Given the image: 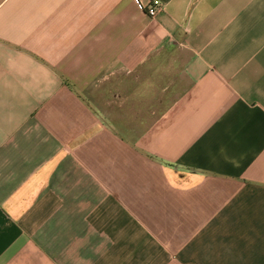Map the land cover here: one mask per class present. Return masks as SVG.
I'll return each mask as SVG.
<instances>
[{
  "label": "crops",
  "instance_id": "obj_1",
  "mask_svg": "<svg viewBox=\"0 0 264 264\" xmlns=\"http://www.w3.org/2000/svg\"><path fill=\"white\" fill-rule=\"evenodd\" d=\"M0 0V264H264V0Z\"/></svg>",
  "mask_w": 264,
  "mask_h": 264
},
{
  "label": "built area",
  "instance_id": "obj_2",
  "mask_svg": "<svg viewBox=\"0 0 264 264\" xmlns=\"http://www.w3.org/2000/svg\"><path fill=\"white\" fill-rule=\"evenodd\" d=\"M135 4L147 13L151 19H155L163 10L161 0H133Z\"/></svg>",
  "mask_w": 264,
  "mask_h": 264
}]
</instances>
